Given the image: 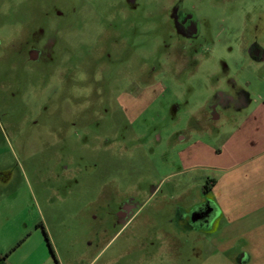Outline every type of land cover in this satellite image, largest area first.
I'll list each match as a JSON object with an SVG mask.
<instances>
[{
    "label": "rangeland",
    "instance_id": "1",
    "mask_svg": "<svg viewBox=\"0 0 264 264\" xmlns=\"http://www.w3.org/2000/svg\"><path fill=\"white\" fill-rule=\"evenodd\" d=\"M251 43L264 50V0H0V257L56 264L50 244L59 264H264ZM238 91L248 107L214 108ZM219 156L236 169L216 173Z\"/></svg>",
    "mask_w": 264,
    "mask_h": 264
},
{
    "label": "flooded vegetation",
    "instance_id": "2",
    "mask_svg": "<svg viewBox=\"0 0 264 264\" xmlns=\"http://www.w3.org/2000/svg\"><path fill=\"white\" fill-rule=\"evenodd\" d=\"M171 18L173 24L175 25L179 34L183 35L184 38L193 39L199 34V23L196 20L194 14L184 9L181 5H176L173 8L171 13ZM248 56L254 61H264V50L262 47L257 43H251L250 46L247 48ZM238 93L239 101L241 97H243L242 92ZM232 97L229 94H217L214 100V108L218 106L221 107H228L232 102ZM213 104H212V114L211 118L213 119ZM193 209V219L194 221H200L203 224L209 223V217L211 214L214 217V208L210 206L209 203H199L194 204L190 210ZM188 222V221H187ZM190 223V222H189ZM193 227V226H192Z\"/></svg>",
    "mask_w": 264,
    "mask_h": 264
},
{
    "label": "crops",
    "instance_id": "3",
    "mask_svg": "<svg viewBox=\"0 0 264 264\" xmlns=\"http://www.w3.org/2000/svg\"><path fill=\"white\" fill-rule=\"evenodd\" d=\"M242 93H243V96H245V93L244 92H242ZM218 94H228V93H226V92H218ZM231 97H232L231 102L234 103L237 100L238 93L236 92V95L235 96H231ZM244 98L245 97H241L238 102H241V105L243 107H248L249 103L248 102L244 103ZM244 120H245L244 123L251 127V129H252L251 131H255L259 135L264 134V104H261V105L257 106V111L255 113L253 112L252 114H249ZM227 143H228V138L226 139L224 144H222L221 148L217 149L216 153H219L220 156H223L221 154L224 152ZM220 156L218 157L219 159L222 158ZM221 160H220V163H219L220 166H218L216 168H213V170L216 173L229 174L230 172H232L233 170L236 169V165L237 164H235L233 166H226V164L223 162V160L222 161ZM221 181L222 180H220V179H218V180H216V179L214 180L213 179V192H216V191H218L220 189V187L222 188V187L225 186V184L224 183L222 184ZM214 212L216 213V209L215 208H214ZM211 216H212V214H211ZM210 217H209V219H210ZM210 225L211 224H209V227H210Z\"/></svg>",
    "mask_w": 264,
    "mask_h": 264
},
{
    "label": "trees",
    "instance_id": "4",
    "mask_svg": "<svg viewBox=\"0 0 264 264\" xmlns=\"http://www.w3.org/2000/svg\"><path fill=\"white\" fill-rule=\"evenodd\" d=\"M209 185H210V181H208L207 184H206V186L204 187L205 192H208L209 191V189H210ZM211 185H213V182H212ZM46 238H47V236H46ZM49 248H50V251H51V253H52V255H53V257H54V259L56 261V264H59L58 261H57V259H56V257H55V254H54V252H53V250H52V248L50 246V244H49ZM6 258H7V255H5L3 257H0V264H7L6 263Z\"/></svg>",
    "mask_w": 264,
    "mask_h": 264
}]
</instances>
